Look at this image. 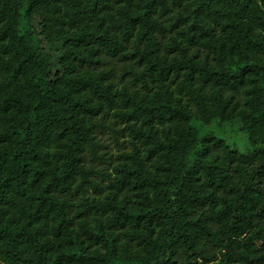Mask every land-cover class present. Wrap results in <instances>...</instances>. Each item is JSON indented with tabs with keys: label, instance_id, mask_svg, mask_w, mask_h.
<instances>
[{
	"label": "trees",
	"instance_id": "1",
	"mask_svg": "<svg viewBox=\"0 0 264 264\" xmlns=\"http://www.w3.org/2000/svg\"><path fill=\"white\" fill-rule=\"evenodd\" d=\"M0 264H264V0H0Z\"/></svg>",
	"mask_w": 264,
	"mask_h": 264
},
{
	"label": "rangeland",
	"instance_id": "2",
	"mask_svg": "<svg viewBox=\"0 0 264 264\" xmlns=\"http://www.w3.org/2000/svg\"><path fill=\"white\" fill-rule=\"evenodd\" d=\"M199 130L203 133L214 131L220 137H223L231 146L241 152H248L251 149V142L246 133L241 131V124L239 121L219 123L214 122L211 125H197Z\"/></svg>",
	"mask_w": 264,
	"mask_h": 264
}]
</instances>
